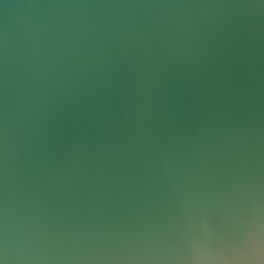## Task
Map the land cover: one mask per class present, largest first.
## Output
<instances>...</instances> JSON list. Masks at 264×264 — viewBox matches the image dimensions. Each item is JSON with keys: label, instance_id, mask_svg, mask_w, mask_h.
I'll return each mask as SVG.
<instances>
[{"label": "water", "instance_id": "obj_1", "mask_svg": "<svg viewBox=\"0 0 264 264\" xmlns=\"http://www.w3.org/2000/svg\"><path fill=\"white\" fill-rule=\"evenodd\" d=\"M0 264H264V0H0Z\"/></svg>", "mask_w": 264, "mask_h": 264}]
</instances>
